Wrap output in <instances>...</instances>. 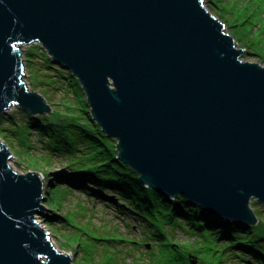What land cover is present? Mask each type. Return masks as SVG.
I'll return each mask as SVG.
<instances>
[{
	"label": "water",
	"instance_id": "1",
	"mask_svg": "<svg viewBox=\"0 0 264 264\" xmlns=\"http://www.w3.org/2000/svg\"><path fill=\"white\" fill-rule=\"evenodd\" d=\"M225 27L205 0H0V115L53 111L24 79L22 46L38 42L147 187L257 224L264 65ZM12 157L0 138V264H73L47 230L45 176Z\"/></svg>",
	"mask_w": 264,
	"mask_h": 264
},
{
	"label": "rangeland",
	"instance_id": "2",
	"mask_svg": "<svg viewBox=\"0 0 264 264\" xmlns=\"http://www.w3.org/2000/svg\"><path fill=\"white\" fill-rule=\"evenodd\" d=\"M205 3L225 23L226 31L234 36L239 46L244 47L242 58L264 65V0H205ZM245 20L248 22L241 26L240 23ZM239 34H246L247 39H242ZM31 46L36 55L26 54ZM22 48L27 84L43 94L53 110L65 108L62 104L65 102L77 103L75 92L68 86V78L65 77L68 69L50 61L48 53L43 54L46 50L38 42L24 44ZM19 109V106L12 105L4 114L13 113L19 120ZM30 137L32 146L24 148L5 126H0V138L13 152L16 171L33 170L44 175L62 172L66 168V155L49 156L39 134L32 132ZM45 181L46 184L49 182L46 177ZM60 186L55 200L51 201L48 194L44 199L48 207L47 230L61 250L73 257V264H180L176 258L168 256L170 260H163L164 257L157 254L162 244L158 243L140 216L83 189L63 182ZM251 207L261 222L257 227L260 230L264 227V204L253 199ZM164 221H157L160 228L169 232L173 242L191 255V262L187 264H211V261L217 260L222 264H251L234 255L232 249L226 250L227 245L223 242L210 241L199 251L197 247L204 244L200 235L177 225V219L175 223L164 224Z\"/></svg>",
	"mask_w": 264,
	"mask_h": 264
},
{
	"label": "trees",
	"instance_id": "3",
	"mask_svg": "<svg viewBox=\"0 0 264 264\" xmlns=\"http://www.w3.org/2000/svg\"><path fill=\"white\" fill-rule=\"evenodd\" d=\"M247 22L242 21L240 25ZM240 37L247 39L246 34ZM44 53L47 54L46 51ZM26 54L31 56L37 52L31 46ZM47 58L53 62L49 54ZM27 59L31 62L30 58ZM65 77L68 78V86L75 92L77 103H62L65 108L54 109L49 114H32L19 109V120L13 113L0 115V126H5L22 147L32 146L30 136L36 132L48 151L47 155H66L68 162L62 172L44 174L49 181L46 194L51 201L56 199L55 193L59 192L60 183L63 182L117 203L148 224L155 239L163 245L157 253L164 257L163 260L176 258L180 264L191 262L188 251L178 247L170 233L163 231L157 223L164 219V224L175 223L177 219V225H183L190 233L202 237L204 244L197 247L199 251L210 241L223 242L227 245L226 250L232 249L234 255L243 260L251 264H264V227L260 230L257 228L261 222L251 225L225 219L197 205L183 193L172 198L147 187L132 168L117 158V142L92 119L86 95L78 80L70 71ZM211 264L222 263L217 260L211 261Z\"/></svg>",
	"mask_w": 264,
	"mask_h": 264
}]
</instances>
